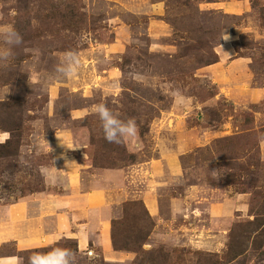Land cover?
Masks as SVG:
<instances>
[{
	"label": "rangeland",
	"instance_id": "1",
	"mask_svg": "<svg viewBox=\"0 0 264 264\" xmlns=\"http://www.w3.org/2000/svg\"><path fill=\"white\" fill-rule=\"evenodd\" d=\"M221 1L0 0V25L14 24L23 37L0 63V144L9 141L0 147V204L65 194L69 158L87 166L79 173L84 190L108 188L117 201L108 208L110 251L94 229L89 245L61 236L21 252L7 243L0 255L28 264L32 253L61 246L76 264H264L253 228L245 252L227 254L231 229L240 244L251 205H264V98L232 100L230 82H215L208 70L229 51L223 62L247 60L248 88L264 89V0H248L249 11L236 15L216 8ZM68 50L81 67L74 78H54ZM101 102L136 119L134 139H104L94 112ZM194 126L198 136L218 135L195 143ZM173 153L182 174L148 184L157 218L133 191L145 186L143 173L134 170L130 184L108 174ZM112 234L118 244L137 240L139 250H116Z\"/></svg>",
	"mask_w": 264,
	"mask_h": 264
},
{
	"label": "crops",
	"instance_id": "2",
	"mask_svg": "<svg viewBox=\"0 0 264 264\" xmlns=\"http://www.w3.org/2000/svg\"><path fill=\"white\" fill-rule=\"evenodd\" d=\"M214 4L216 8L234 15L246 13L250 9L248 0H225ZM228 52L221 51L220 61L208 69L215 77V82H230L232 88L227 90V93L232 100L237 101L239 97L250 101L263 99L264 89H251L247 86L252 79L248 61L223 62L231 53ZM191 129V135L196 131L195 143L206 142L214 135H218L216 130H203L198 136L197 132L200 130L195 126ZM178 155L179 153L170 154L168 157L161 155L158 159L141 161L108 174L111 175L110 178L118 175L125 179L128 177L127 181L130 184L137 179L134 170L140 175L143 173L145 186L133 191L143 201L149 215L157 218L160 214L159 199L148 184L153 178L165 181L167 176L182 174L183 169ZM66 162L72 163L66 166ZM62 167L64 169L61 176L67 180L65 194L35 192L12 203L0 204V246L11 243L16 251L21 252L51 245L61 236L76 239L80 246L81 244L84 246L91 243L92 232L95 229L97 239L110 251L108 208L117 201L111 197L108 188L95 187L84 190L79 173L87 166L69 158L62 163ZM92 212L96 218L95 224L89 216ZM71 228L75 230L74 233ZM0 264H21V261L15 254L0 255Z\"/></svg>",
	"mask_w": 264,
	"mask_h": 264
},
{
	"label": "clouds",
	"instance_id": "3",
	"mask_svg": "<svg viewBox=\"0 0 264 264\" xmlns=\"http://www.w3.org/2000/svg\"><path fill=\"white\" fill-rule=\"evenodd\" d=\"M224 39V37H222ZM23 43V37L14 24L0 25V63H6L14 56V49ZM81 67L75 51L68 50L54 69V78H74ZM94 112L101 121L104 139L109 143L121 144L134 139L138 133L135 118L121 119L105 103L95 105ZM67 148L72 149L70 145ZM72 163V162H71ZM66 162V166L71 164ZM28 264H76L72 249L56 246L47 252H34L28 257Z\"/></svg>",
	"mask_w": 264,
	"mask_h": 264
},
{
	"label": "trees",
	"instance_id": "4",
	"mask_svg": "<svg viewBox=\"0 0 264 264\" xmlns=\"http://www.w3.org/2000/svg\"><path fill=\"white\" fill-rule=\"evenodd\" d=\"M6 143H9V141L7 140L4 144H0V147L1 148L7 147ZM128 205L130 206V203H128L127 206ZM253 206L254 205H251V208H250V212L253 215V219L251 221H248L246 224H244L245 229L239 235L240 238L242 239V241H240V244H238V240L235 239V234H234L235 228L231 229V232L229 235L228 246H227V249H228L227 254H229L230 260L235 259L236 257H238L239 255L245 252L246 247L243 246V244H245L246 240L250 238L251 236V235H247L248 232L246 231V229L248 228H253L252 230L256 232L254 237L258 238L260 242L259 245L264 244V205L262 204L261 207L256 208V209H254ZM250 234H253V233H250ZM112 242L116 250H127V251L134 250L136 252L139 250L137 240L128 241L127 239H125L124 241L118 244L115 239L114 234H112ZM146 264H155V263L153 259H150L148 260V262H146Z\"/></svg>",
	"mask_w": 264,
	"mask_h": 264
}]
</instances>
